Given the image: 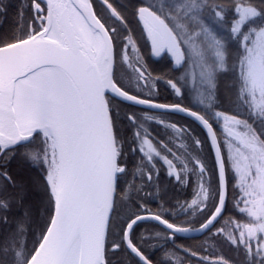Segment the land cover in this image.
Returning a JSON list of instances; mask_svg holds the SVG:
<instances>
[{"label": "snow or ice", "instance_id": "6c2138e0", "mask_svg": "<svg viewBox=\"0 0 264 264\" xmlns=\"http://www.w3.org/2000/svg\"><path fill=\"white\" fill-rule=\"evenodd\" d=\"M129 2L130 11L100 0L97 11L93 0H27L17 28L0 33V213L11 211L21 189L9 170L18 156L43 173L51 212L31 247L28 213L14 222L0 215L9 227L0 233V264H264V0ZM129 16L152 54L170 57L165 83L177 97L193 94L192 107L152 95L161 77L142 63ZM229 71L223 108L219 84ZM121 105L149 111L122 116ZM167 113H183L205 132L211 167L205 141L166 122ZM125 119L135 129L130 138L120 133ZM144 121L174 135L154 143ZM177 138L190 139L191 153L169 147ZM129 143L140 154L132 176L142 183L125 187ZM158 162L170 181L193 184L190 202L147 206L153 193L144 189L153 173L159 178ZM143 222L163 231L137 233ZM188 233L205 240L177 243ZM148 240L161 243L150 250Z\"/></svg>", "mask_w": 264, "mask_h": 264}, {"label": "flooded vegetation", "instance_id": "af4514ba", "mask_svg": "<svg viewBox=\"0 0 264 264\" xmlns=\"http://www.w3.org/2000/svg\"><path fill=\"white\" fill-rule=\"evenodd\" d=\"M131 27L136 30L135 36L137 38L138 47L140 49V56L143 58L142 63L147 67L148 71L152 73L153 77H161V79L156 82L155 87L152 90V95L155 96L158 102L160 103H168V104L180 103L184 106L192 107L194 103L192 101V94H188L184 97H177L165 83L167 79L171 78V74L165 75V73L170 72V66H171L170 57L166 53H163L161 57L154 56L151 52L150 42H148L145 37L141 36V32L138 24L135 25V28L133 26ZM125 69L126 70L122 71L120 75L125 80V83H127L128 77L131 74V69H127V66H125ZM144 92L147 93V89H145ZM120 107H121L122 116L123 113L125 112H135L138 116L141 117V119L143 118V114L149 111L147 108L142 106L121 105ZM193 110H198V109L193 108ZM149 114L161 115V113L158 111L149 112ZM163 119L166 122H176L178 126L187 125L195 136H198L201 140L205 141L204 147L202 149V154L206 158L209 167H211L212 157L206 139V135L205 132L198 126V124L194 122L191 118L177 113L163 114ZM144 123H145V127L149 129L151 137L154 138V143L160 140L168 141L169 137L174 135L171 129H165L163 126L158 125L154 122L144 121ZM119 128L121 135L129 138L132 136V133L135 131V129L131 128L128 125L126 119L124 120L123 123L119 124ZM181 144H183L185 147L179 148L178 146ZM130 147H132L131 143H129V145L125 148V157H123V159L127 162V166L129 170L127 176L121 177V184L125 187H127L130 182L137 186L142 183L139 175H137L136 178L133 179L132 173L135 171V168L139 163L140 154L138 152L133 154L131 151H129ZM169 147H172L173 150L176 151L178 155L184 152L191 153L192 151L191 141L190 139L187 138H177L173 141V143L169 144ZM157 168H159L160 170L159 178L157 179L155 173H153V181H152L153 187L152 188L146 187L144 189V192L153 193V195L145 198V202L147 206L153 212H156L160 210V206L161 204L164 203V201L169 202L168 204H164V207L166 208H170L171 205L176 204L177 201L188 200L190 202L192 198L193 184H189L188 186H181L175 183L174 178L170 181L165 174L166 166H164L162 162L157 163ZM146 179L147 177L145 176L144 180L146 181ZM192 179L194 182L195 177H193ZM157 186L159 187L160 190L159 195L155 194ZM184 219L185 217L181 215L179 219L174 222L179 223ZM198 225L199 222L194 223L191 226L197 227ZM184 226H188V225H184ZM150 230L163 231V226H157L155 222H143L136 229V232L139 233L141 231H150Z\"/></svg>", "mask_w": 264, "mask_h": 264}, {"label": "trees", "instance_id": "16d2710c", "mask_svg": "<svg viewBox=\"0 0 264 264\" xmlns=\"http://www.w3.org/2000/svg\"><path fill=\"white\" fill-rule=\"evenodd\" d=\"M27 0H0V7L6 8V11L0 12V33H8L17 28L21 23L17 12L25 5ZM95 9L100 11L101 4L97 0H93ZM119 4L125 5L129 11L131 10V4L129 0H117ZM134 2V0H133ZM28 13H25L27 18ZM131 26L135 28L137 22L131 16H129ZM232 75L222 76L219 84V97L223 101L222 107L227 108V98L232 92V89L227 85H230ZM9 170L14 176L16 181L21 185V189H18L19 195L16 201L12 204L11 211L8 213H0V215H7L9 222H14L25 213H28L26 219V226L28 228V243L31 247L33 239L39 236L41 230L45 229L51 212L48 210V193L45 188V181L43 180V173L39 167L31 165L30 162L22 160L19 156L12 160L9 165ZM228 208L231 209V201H229ZM230 213L225 212V216ZM219 226V225H217ZM9 231L8 225L0 223V233ZM205 240V236L202 235L196 238H183L179 239L177 243L197 244ZM161 241L148 240L147 246L152 250V246L159 247ZM160 251H156V256L161 255ZM225 254L231 255L229 249H224ZM203 254L207 255V252Z\"/></svg>", "mask_w": 264, "mask_h": 264}, {"label": "water", "instance_id": "95a60500", "mask_svg": "<svg viewBox=\"0 0 264 264\" xmlns=\"http://www.w3.org/2000/svg\"><path fill=\"white\" fill-rule=\"evenodd\" d=\"M98 2L100 3V0H98ZM144 107V106H142ZM177 114H180V115H184L183 113H177ZM185 116V115H184ZM187 117V116H186ZM190 118V117H189ZM199 226L195 227V228H198ZM202 235H198V234H193V233H188V234H183L182 237L183 238H196V237H200Z\"/></svg>", "mask_w": 264, "mask_h": 264}, {"label": "rangeland", "instance_id": "374dc122", "mask_svg": "<svg viewBox=\"0 0 264 264\" xmlns=\"http://www.w3.org/2000/svg\"><path fill=\"white\" fill-rule=\"evenodd\" d=\"M193 71H194V73L198 76V74H199V69L197 68V69H194ZM229 74L232 75V74H231V71H229ZM229 74H228V75H229ZM219 92H220V91H219ZM194 99H195V97H194V95L192 94V101H193V102H194Z\"/></svg>", "mask_w": 264, "mask_h": 264}]
</instances>
